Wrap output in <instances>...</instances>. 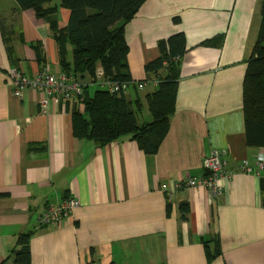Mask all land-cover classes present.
I'll return each mask as SVG.
<instances>
[{
	"label": "crops",
	"instance_id": "0c3cea01",
	"mask_svg": "<svg viewBox=\"0 0 264 264\" xmlns=\"http://www.w3.org/2000/svg\"><path fill=\"white\" fill-rule=\"evenodd\" d=\"M261 3L146 0L128 22L135 84L125 93L142 101L139 123L152 119L146 95L158 82L145 65L159 56L161 40L186 36L169 130L157 152L147 154L128 136L105 146L76 137V99L51 102L42 112L41 93L14 92L13 69L29 78L62 73L59 50L48 20L17 0H0V262L20 233L32 231L31 264H264V169L240 168L244 160L256 167L264 152L246 144L243 112L246 60L258 36ZM70 13L59 5V27ZM221 34V45L217 39L201 44ZM214 150L226 151L232 171L222 194L184 188L169 200L163 184L203 177V159ZM67 197L80 205L61 223L40 226L39 215ZM208 239H218L222 251L211 262Z\"/></svg>",
	"mask_w": 264,
	"mask_h": 264
},
{
	"label": "trees",
	"instance_id": "16d2710c",
	"mask_svg": "<svg viewBox=\"0 0 264 264\" xmlns=\"http://www.w3.org/2000/svg\"><path fill=\"white\" fill-rule=\"evenodd\" d=\"M53 1L17 0L21 9H33L37 16L49 21L58 44L62 73L77 77L78 73L88 72L97 82L96 73L98 67H102L107 79L131 80L126 26L146 0H59V5L71 12L65 27L57 24L55 15L59 5ZM260 13L258 36L246 60L243 80L245 138L250 147H264V0ZM214 39L221 45L224 35L204 40L201 44L212 45ZM186 50L185 33L177 32L159 42V56L145 65L146 72L155 75L158 81L157 88L146 95L151 121H138L143 105L140 98L130 100L125 92L112 94L101 86L92 95L84 92L77 100V106L74 105V135L94 140L100 146L128 136L136 140L145 153H156L176 108L180 63ZM37 52L38 59L44 60L41 51L38 49ZM181 211L185 217L186 204L181 205ZM31 236L32 231L20 233L10 255L0 264H6L11 257L13 264H31ZM204 246L208 262L222 253L218 239L205 240Z\"/></svg>",
	"mask_w": 264,
	"mask_h": 264
},
{
	"label": "built area",
	"instance_id": "2783aa9c",
	"mask_svg": "<svg viewBox=\"0 0 264 264\" xmlns=\"http://www.w3.org/2000/svg\"><path fill=\"white\" fill-rule=\"evenodd\" d=\"M10 80L14 86V92L20 94L23 89L36 90L42 94L41 110L46 112L50 103L59 101L79 100L84 95V85H82L76 76L66 73H51L40 71L35 77L29 78L22 71L13 69L10 73ZM97 82L106 88L112 94L126 92L135 82L113 81L105 77L102 67H99L96 73ZM138 88H144V83H137ZM203 168L206 175L203 177H187L175 181L171 186L163 184V189L171 200L176 190L184 188H204L208 190L212 197H217L223 192L224 183L231 177L232 171L228 169L226 151L214 150L203 159ZM240 168L242 171L259 174L264 169V152L257 156L256 167L250 165L244 160ZM80 205V201L75 197H67L59 202L50 204L38 217V223L42 225H57L66 217L70 216L75 208Z\"/></svg>",
	"mask_w": 264,
	"mask_h": 264
},
{
	"label": "water",
	"instance_id": "95a60500",
	"mask_svg": "<svg viewBox=\"0 0 264 264\" xmlns=\"http://www.w3.org/2000/svg\"><path fill=\"white\" fill-rule=\"evenodd\" d=\"M77 79L84 86H88L89 84L93 83V78L91 77V75L88 72L78 73Z\"/></svg>",
	"mask_w": 264,
	"mask_h": 264
},
{
	"label": "rangeland",
	"instance_id": "374dc122",
	"mask_svg": "<svg viewBox=\"0 0 264 264\" xmlns=\"http://www.w3.org/2000/svg\"><path fill=\"white\" fill-rule=\"evenodd\" d=\"M55 2L58 3L59 0H55ZM99 87H101V85H100L98 82H96V83H92V84H90L88 87H85V89L87 90V93H88L89 95H92L93 92H94L97 88H99ZM138 118H139V120L142 119V117H141L140 114L138 115Z\"/></svg>",
	"mask_w": 264,
	"mask_h": 264
}]
</instances>
